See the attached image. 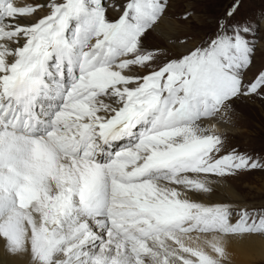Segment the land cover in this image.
Instances as JSON below:
<instances>
[{
	"label": "snow or ice",
	"instance_id": "snow-or-ice-1",
	"mask_svg": "<svg viewBox=\"0 0 264 264\" xmlns=\"http://www.w3.org/2000/svg\"><path fill=\"white\" fill-rule=\"evenodd\" d=\"M244 2L170 56L145 41L175 0H125L113 20L102 0H0V250L25 264H227L229 238L264 236V208L191 198L264 171L203 123L264 101Z\"/></svg>",
	"mask_w": 264,
	"mask_h": 264
},
{
	"label": "rangeland",
	"instance_id": "rangeland-1",
	"mask_svg": "<svg viewBox=\"0 0 264 264\" xmlns=\"http://www.w3.org/2000/svg\"><path fill=\"white\" fill-rule=\"evenodd\" d=\"M15 2L17 5L20 4L19 1ZM102 2L107 9L106 14L110 20L118 18L125 4V0H102ZM109 2L112 3L111 7L108 5ZM231 3L232 0H175L169 13L171 19L163 21L171 26V29L166 30L164 28L162 30L169 34L170 38L167 39L156 31L146 39V47L149 49H167L170 56L185 51L186 47H191L212 30L217 18L224 15ZM185 11L193 13L191 24L176 19L177 14ZM43 14H45L44 11L38 13V15ZM263 17L264 0H245L236 17L237 19H255L260 24L255 57V63L258 66L264 64ZM32 19L35 20L36 16H33ZM253 27L255 28L256 25L253 24ZM181 41H186V45H182ZM160 58L163 59V56ZM234 107L235 112L231 113L232 116L222 118L224 120L221 121L216 120L222 130L227 132L219 134L224 138L226 151L235 148L239 152L253 155L256 158L264 156V101L259 99L241 100L237 101ZM223 180L233 188L237 198H227L225 194L220 193L218 188H215L210 195H202V197L215 201L216 195H222L225 198V201L222 202L233 204L235 206L234 211L241 208L249 210L264 208V171L255 170L246 174L225 177ZM227 264L239 263L227 262ZM251 264H264V260L254 261Z\"/></svg>",
	"mask_w": 264,
	"mask_h": 264
},
{
	"label": "bare ground",
	"instance_id": "bare-ground-1",
	"mask_svg": "<svg viewBox=\"0 0 264 264\" xmlns=\"http://www.w3.org/2000/svg\"><path fill=\"white\" fill-rule=\"evenodd\" d=\"M19 1L18 6L22 4L28 3H47L48 0H15ZM112 3L109 2L108 5ZM264 23V17L263 21ZM169 24H165V22H161L160 27L157 29L158 33L164 35L167 39L170 38L169 34L163 32L162 30L165 28L171 29ZM236 115V114H235ZM230 116H232L230 114ZM219 121L224 120L222 118H216L212 120H206L203 123L207 125L210 130L215 131L217 134L227 133L224 132L220 125L216 123V120ZM220 190V193L225 194L227 198L235 199L237 198L236 192L233 188L224 180L218 181V186L216 187ZM239 195V194H238ZM214 197V195H213ZM192 199L197 200L199 202H203L205 204H214L225 201V198L222 195H216L215 201H210L206 199V197H202V195L193 194ZM227 251L229 253L228 262L231 263H239V264H251L254 261L264 260V236L261 235H244L242 237H232L226 241ZM0 264H25L24 261L17 260L16 258L7 256L2 250H0Z\"/></svg>",
	"mask_w": 264,
	"mask_h": 264
}]
</instances>
